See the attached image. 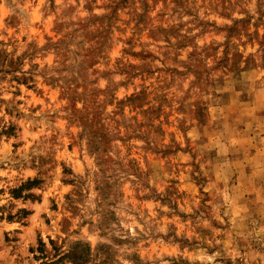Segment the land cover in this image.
<instances>
[{
  "label": "rangeland",
  "instance_id": "rangeland-1",
  "mask_svg": "<svg viewBox=\"0 0 264 264\" xmlns=\"http://www.w3.org/2000/svg\"><path fill=\"white\" fill-rule=\"evenodd\" d=\"M0 264H264V0H0Z\"/></svg>",
  "mask_w": 264,
  "mask_h": 264
}]
</instances>
